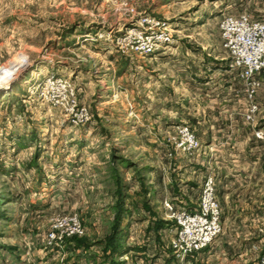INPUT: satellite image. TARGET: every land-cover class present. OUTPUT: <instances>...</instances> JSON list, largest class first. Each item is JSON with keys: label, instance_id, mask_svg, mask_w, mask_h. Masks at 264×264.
<instances>
[{"label": "rangeland", "instance_id": "374dc122", "mask_svg": "<svg viewBox=\"0 0 264 264\" xmlns=\"http://www.w3.org/2000/svg\"><path fill=\"white\" fill-rule=\"evenodd\" d=\"M240 14L264 20V0H0V80L24 70L0 88V264H259L263 226L241 208L254 217L264 201L260 146L216 194L221 234L182 261L156 230L164 194L148 183L164 177L162 163L188 204L172 165L194 161L175 151L172 132L196 135L190 105L227 57L219 23ZM148 28L168 35L165 50L132 48ZM49 77L70 83L87 122L71 124L45 100ZM246 189L253 203L240 201Z\"/></svg>", "mask_w": 264, "mask_h": 264}, {"label": "built area", "instance_id": "2783aa9c", "mask_svg": "<svg viewBox=\"0 0 264 264\" xmlns=\"http://www.w3.org/2000/svg\"><path fill=\"white\" fill-rule=\"evenodd\" d=\"M148 30L149 33L141 32L133 39L132 48L142 55L165 50L168 35L156 34L152 28ZM219 30L222 46L228 55L226 71L239 85L235 94L242 95L249 102L244 120L252 125L258 112L254 98L264 85V20L253 21L245 14L226 15L219 23ZM42 88L45 100L53 107H62L71 124L79 125L89 120L87 108L78 105L70 83L62 78L49 77ZM254 137L260 143V159L264 161V129L255 128ZM171 140L175 151L189 162L203 154L202 143L188 126L179 125ZM167 156L173 157L172 152ZM196 199L192 207L176 197L164 196L162 201L165 221L168 222L163 230L168 235L167 248L178 261L204 251L222 232L221 208L213 176L209 175L202 181ZM70 222L75 226V220ZM74 232H79V229H69L65 235ZM259 264H264V253Z\"/></svg>", "mask_w": 264, "mask_h": 264}, {"label": "crops", "instance_id": "0c3cea01", "mask_svg": "<svg viewBox=\"0 0 264 264\" xmlns=\"http://www.w3.org/2000/svg\"><path fill=\"white\" fill-rule=\"evenodd\" d=\"M227 58L228 55L227 57L217 56L214 64V73L211 77L209 76L206 82L200 85L202 88L201 93L193 99L194 102L190 105L192 112L189 116H191L190 120L196 128L197 138L202 143V157H198L192 163L193 165L186 167L184 166L185 164L182 165V162H179L178 165L175 163L172 165V173L176 176L180 175L183 179V181H178L185 185L181 186L185 190L180 189V192L182 190L181 196L188 197V204L184 203L190 207H192L194 202L191 197H193L195 188L199 187L207 176L211 175L214 177L216 194L219 195L223 188L224 190L227 189V184L231 181V173L236 170L238 164H244L246 156L253 158V154L257 152L260 146V143L255 140L254 129L264 127V85L254 98L258 112L254 123L250 125L244 120L249 102L242 95L235 94L236 84L231 80L224 68V61H227ZM158 115L155 121L161 119L160 114ZM148 120H150V117H148ZM172 134H175V131ZM255 160L259 162L260 158ZM262 162L264 163L263 160ZM160 170L165 172L164 177L162 179L150 178L148 183L157 186L155 189L159 188V192L162 191L164 196L176 197L180 200V197L174 193L173 180H169L167 176L169 169L165 168L161 163ZM166 186L172 189L170 190L171 193H168ZM221 186L223 188H220ZM188 187H190V190ZM258 192L260 194L257 195L264 196L262 189H258ZM241 200H243V203H253L252 195L249 194L248 189L241 195ZM249 208V205L241 208L242 212L246 210L244 214H249L248 223L255 225L254 228L256 230L257 226L261 225L264 230V201L256 208L257 214L254 217L251 208ZM248 227L253 228L250 225ZM263 242L264 238L258 243L261 244Z\"/></svg>", "mask_w": 264, "mask_h": 264}, {"label": "bare ground", "instance_id": "6f19581e", "mask_svg": "<svg viewBox=\"0 0 264 264\" xmlns=\"http://www.w3.org/2000/svg\"><path fill=\"white\" fill-rule=\"evenodd\" d=\"M161 49H163V48H161ZM23 71L24 70L20 67L19 71H16V72L13 71L12 73H10L9 75H7L6 77H3L0 80V88L7 87L10 83H12L13 81H15L21 75V73H23Z\"/></svg>", "mask_w": 264, "mask_h": 264}, {"label": "trees", "instance_id": "16d2710c", "mask_svg": "<svg viewBox=\"0 0 264 264\" xmlns=\"http://www.w3.org/2000/svg\"><path fill=\"white\" fill-rule=\"evenodd\" d=\"M121 206V204H119L118 203V205H117V209L119 208ZM121 208V207H120ZM168 225V222L167 221H165L164 223L163 222H159V223H157V226H156V230H160V229H165L166 228V226ZM162 231V230H161Z\"/></svg>", "mask_w": 264, "mask_h": 264}]
</instances>
